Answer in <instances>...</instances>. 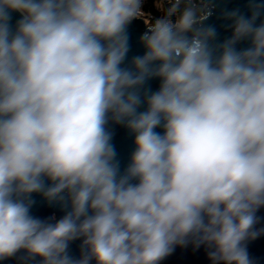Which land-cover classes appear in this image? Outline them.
Instances as JSON below:
<instances>
[{"label": "clouds", "instance_id": "obj_1", "mask_svg": "<svg viewBox=\"0 0 264 264\" xmlns=\"http://www.w3.org/2000/svg\"><path fill=\"white\" fill-rule=\"evenodd\" d=\"M155 6L151 18L143 0H0V261L160 264L192 244L211 264H254L264 3L225 13L219 44L202 0ZM146 17L145 51L126 64L127 26ZM110 122L134 134L123 171ZM33 193L65 214L34 217Z\"/></svg>", "mask_w": 264, "mask_h": 264}, {"label": "water", "instance_id": "obj_2", "mask_svg": "<svg viewBox=\"0 0 264 264\" xmlns=\"http://www.w3.org/2000/svg\"><path fill=\"white\" fill-rule=\"evenodd\" d=\"M208 5L211 10V15L203 23L205 26H213L216 29V39L213 41L215 44L222 43L232 36V23L233 21L226 18L225 13L239 10L245 16L250 15L249 3L250 0H202ZM257 3H264V0H255ZM19 19L18 13H13L12 23ZM261 19H264L262 13ZM260 21L257 20V24ZM146 31V25L142 19H134L127 26V33L129 37V52L126 64L129 63L132 57L142 55L145 51L143 45L140 43L139 37ZM249 46L247 40L241 41L236 45L238 49H243ZM147 88L155 91L159 87V80L153 79L148 81ZM140 110H144L143 107ZM109 131L112 132V144L117 153V160L120 163L121 171L126 168L130 162L131 153L134 151V134H132L125 126L110 122L107 126ZM160 131V129H157ZM32 199L35 201L30 211L34 217L40 219H47L49 217L61 218L66 209H63L60 204H49L44 199L42 194L33 193ZM259 218V223L256 225L257 229L264 228V208H261L256 213ZM81 240H76L70 243L69 251L74 257L80 255ZM247 250L250 258L254 264H264V234H261L254 240L247 241ZM25 254L23 252L17 253L15 257L0 261V264H35V262L24 261L21 259ZM160 264H211L206 255V250L203 246L195 249L192 244L187 247L176 246L174 251L167 256Z\"/></svg>", "mask_w": 264, "mask_h": 264}, {"label": "built area", "instance_id": "obj_3", "mask_svg": "<svg viewBox=\"0 0 264 264\" xmlns=\"http://www.w3.org/2000/svg\"><path fill=\"white\" fill-rule=\"evenodd\" d=\"M156 0H143V11L151 18H155L161 15L160 10L155 6ZM146 25L148 19H142Z\"/></svg>", "mask_w": 264, "mask_h": 264}, {"label": "rangeland", "instance_id": "obj_4", "mask_svg": "<svg viewBox=\"0 0 264 264\" xmlns=\"http://www.w3.org/2000/svg\"><path fill=\"white\" fill-rule=\"evenodd\" d=\"M148 22V21H147Z\"/></svg>", "mask_w": 264, "mask_h": 264}]
</instances>
